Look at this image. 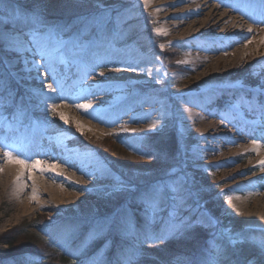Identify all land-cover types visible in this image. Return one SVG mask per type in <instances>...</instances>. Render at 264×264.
<instances>
[{"label":"rangeland","instance_id":"1","mask_svg":"<svg viewBox=\"0 0 264 264\" xmlns=\"http://www.w3.org/2000/svg\"><path fill=\"white\" fill-rule=\"evenodd\" d=\"M30 1L36 3V8L39 7L40 9L43 6H53L54 9L56 7L64 8L58 10V13L55 12L56 15L80 14L74 19L77 22V27L81 26V31L69 33L70 28L66 27L62 38L68 40L76 37L84 44V54L78 61H80V69L89 73L88 78L106 84L117 78L113 72L119 69L120 60L105 55L107 50L124 52L126 49H132L142 56L151 58L156 67L152 74L147 75L148 78L138 80V88L135 89V92H140L148 101H160L166 107V112L165 114L157 112L158 117H152L154 125H156L154 130H146L137 135L131 132L130 123L126 120H121L117 125H107L91 118H84L80 114H75V120H86L88 125L83 127L80 125V128H77V123L72 120L65 124L58 115L52 116L49 109L51 99L41 97L44 89L38 95L32 86L24 84L25 79H21L22 74L14 76L9 74L6 71V65L0 60V76L3 77L4 81L3 95L5 97V105L0 109V112L4 116L10 117L12 110L15 111L8 100L9 93L17 101L20 97H24L25 116L22 118V124L17 123L14 126L30 127L35 125L42 137L55 138L61 136L60 141L66 147H76L79 151L89 152L99 161L96 166L97 174L92 173V175L85 176L82 178L83 184L79 186L64 188L67 195L65 200L49 199L43 196L42 201L32 202L25 212L17 210L13 202H3L0 206V259L7 262L10 257L31 252L33 255L43 257L40 264H60L58 255L67 249V240L65 237L60 239L58 236L52 235L54 227L66 229L67 223L78 217L87 218L89 222L94 218H105L101 214L111 211L119 202H124L129 192L136 191L135 183H142V179L145 177H160L150 186L145 185L148 190L159 185L164 191L165 185H171L174 180L186 182L187 189L183 209L176 215L183 216L184 212L187 211L191 217L201 221L199 226L204 230L209 229V232L213 234L204 249L203 261L216 255V250H222L226 247L225 244L229 245L228 234L235 235L243 232L257 238L264 237V226L254 225L248 221L246 209L236 206V201L233 200V198H241L242 196H239L237 191L230 190L235 186L242 187L251 182L254 188H257L256 185L258 184L260 186L258 189L264 191V166H253L258 162L257 151L243 152L241 150V147L244 148L246 145L242 143L245 134L235 121L230 120L223 113H211L209 115L212 119L224 122L226 125L223 129L213 131L210 136L214 137L219 134L225 138L231 137L233 140L231 144L242 143L241 146L239 144L238 146L235 145L233 149L221 151L225 155L224 157H229L227 165L213 162L220 152L212 150L209 146L212 143L211 139L205 138L203 133H199L196 126L179 127L178 105L182 103L188 109H195L192 101H199L202 96L199 95L201 98L196 96L195 92L199 90L197 86L191 89H181L180 79L184 72L178 69H166L162 64L163 59H165L162 47L165 44L162 41L155 42L154 27L151 28L152 20L145 18L140 7L142 0H119V7L122 12L121 22L114 29V38L106 43L98 39L90 28L84 29L79 23L80 18L87 15L93 7L94 0H10L13 5L23 7H27L26 5ZM8 3L9 0H6V16L10 12L7 7ZM36 16L39 17V15ZM39 19L42 22L39 26L44 29L42 35L46 34L48 27L56 25L49 21L50 18L42 19L39 17ZM132 28L138 30V38L143 42L146 49L142 50L136 42L129 40L128 33ZM24 38L27 39V37ZM153 47L155 49H152ZM183 51L180 48L174 55L173 63L175 65L180 64ZM35 61L41 64L38 59ZM93 68H95L94 72L92 71ZM38 71L41 75L47 72L43 68H39ZM101 72L104 73L103 76L98 75ZM44 77H46L47 83H53L50 75ZM84 79L85 76L83 75L71 89L74 90ZM187 92L193 93L190 95V99L185 98ZM231 103L240 106L236 101ZM242 109V112L246 111L245 107ZM249 116L253 120H257L254 115ZM262 129L261 131L264 133V128ZM169 139L172 141L171 149L166 151ZM126 142H133L130 150L128 149L130 157H126L119 150V147H122ZM14 147V144L9 145L3 151L4 146L1 144L0 154H4L8 149L14 156L23 157L24 151ZM145 152L150 155H143ZM233 166L240 170V178L224 180V175H230ZM257 175L260 176L257 178ZM13 186L20 188L22 183H13ZM165 195L167 199H170L167 208L170 207L169 213L171 215L175 197L169 193H165ZM141 209L145 218L149 220L160 217L164 212L163 209V211L158 210L155 214L151 211L146 212L144 205ZM216 209L219 210L220 216L238 217L240 220L239 223L237 222V226H231L227 222L225 227H217V221L213 214ZM209 217L215 222L214 225L208 223ZM50 221L51 223H49ZM218 239L225 241V243ZM5 240L13 241L12 245L8 246L3 243ZM134 245L141 246L136 241H134ZM198 246V242L177 243L176 249L170 247L168 249L180 250L182 254L178 260L180 262L175 264H192L196 262V258L192 260L189 255H193V252L199 248ZM245 247L247 248V246ZM146 250L150 252L149 249ZM156 250L158 249L152 250L151 253H156ZM160 250L164 249L161 248ZM248 251H254V249L248 248ZM186 253L189 255L185 256Z\"/></svg>","mask_w":264,"mask_h":264},{"label":"bare ground","instance_id":"2","mask_svg":"<svg viewBox=\"0 0 264 264\" xmlns=\"http://www.w3.org/2000/svg\"><path fill=\"white\" fill-rule=\"evenodd\" d=\"M140 7L145 18L152 20L155 42L162 41L165 44L162 47L164 67L184 72L180 79L181 89L197 86L199 90L195 92L196 96H202H199L201 100L192 101L195 109H188L182 103L178 105L179 127L194 125L205 138L211 139L209 146L220 152L213 162L227 165L229 157H224L221 151L245 143L241 150H256L258 162L253 166L262 167L264 133L261 130L264 128V119L254 115L257 120H253L249 116L253 114L246 105L241 106L246 92L257 83H264V4L261 0H142ZM170 45L177 48L169 53L167 48ZM180 48L184 50L182 60L179 65H175L173 57ZM33 52L35 49L21 55L8 52L0 45V60L6 65L9 74H22L24 84L32 86L38 95L44 89L41 97L46 98V77L42 78L38 70H31V61L38 59L41 64L44 61L38 54L33 55ZM105 55L120 60L119 69L113 72L117 78L106 84L86 77L74 90L71 88L85 73L80 69V61L70 59L68 63L62 64L56 60L55 70L62 91L58 89L56 93H48L51 104L58 106V113H64L69 120L82 127L88 123L86 120H75V114L107 125H117L121 120H126L135 135L148 130L154 125L152 117H158L157 112L165 114L166 107L160 101H148L135 89L138 88V80L148 78L147 75L153 73L156 65L151 58L132 49L124 52L107 50ZM25 60L29 63L25 64ZM129 65L136 70L132 71ZM122 67L125 70L121 71ZM41 68L47 71L46 67ZM52 84L57 87L54 81ZM190 95L193 93L187 92L185 98L190 99ZM232 101L238 102L240 106L232 104ZM86 103L93 105L87 113L77 107ZM242 107L246 111L242 112ZM211 113H223L235 121L245 134L244 141L231 144V137L225 138L219 134L210 136L213 131L226 126L224 122L212 119L209 116ZM0 133L3 151L14 144L15 149L24 151L21 158L28 161L27 164H20L0 154V206L3 202H13L17 210L25 212L32 202L42 201L43 196L65 200L67 195L64 188L79 186L83 184L82 178L97 174L99 161L93 154L79 151L76 147H66L60 141L61 136L42 137L35 125L14 126L12 130L5 128ZM253 140L258 142L253 144ZM132 144L126 142L119 150L130 157L128 149ZM36 160L41 163L37 169H33L32 162ZM53 165L56 166L54 169ZM39 168H43V171ZM239 171L233 166L230 175L225 174L223 179L240 178ZM13 183H22V187L17 188ZM242 187L230 188L242 196L233 198L235 205L246 209L248 221L264 226V191L258 189V184L254 188L251 182Z\"/></svg>","mask_w":264,"mask_h":264},{"label":"snow or ice","instance_id":"3","mask_svg":"<svg viewBox=\"0 0 264 264\" xmlns=\"http://www.w3.org/2000/svg\"><path fill=\"white\" fill-rule=\"evenodd\" d=\"M264 4V0H261ZM6 0H0V45L8 52H15L23 54L26 52H33V55H39L44 61V64L31 61V70H38L41 67H46L47 72L42 74L44 76H51V79L55 82L57 87H53L52 83L46 84L48 93H56L58 89L62 91L60 81L57 79V73L55 70V62L59 60L60 63H68L69 60H78L84 54L85 46L81 43L79 38H70L64 40L62 35L64 34L65 25H54L48 27L46 34L42 35L44 31L39 25L41 21L38 16L30 13L28 10L20 7L19 5H13L10 0L7 7L10 9L9 14L5 15ZM122 12L119 7V0H94L93 7L80 18L79 23L84 29L90 28L98 39L103 42H108L114 38V29L121 22ZM264 22V21H262ZM159 31V30H157ZM251 29H249V32ZM24 37H27L25 39ZM29 62L25 60V64ZM132 71L133 68L129 65ZM121 71L125 70L123 67ZM95 71V68L92 69ZM89 73L85 71L84 76L87 77ZM103 76L104 73H98ZM4 81L0 76V109L5 105V97L3 95ZM48 93H45L46 98ZM8 100L11 103V107L15 109L10 114V117L4 116L0 112V132L5 128L12 130L17 123L22 124V118L25 116V99L20 97L17 101L14 96L9 93ZM253 114L258 115L261 119H264V83H257L254 88L248 90L246 95L241 100V106H245ZM57 105L50 104L49 109L52 116H59V119L65 124H68L69 118L64 113H57ZM78 108L83 109L85 113L93 107L92 103L79 104ZM77 128H80V124L77 123ZM156 125L150 126L149 131L154 130ZM258 141L253 140V144ZM7 147V146H5ZM143 155L149 156L150 154L145 152ZM4 156L6 159H15L20 164H27L26 159H22L19 155L14 156L11 151H5ZM40 161L36 160L32 162V168L37 169L40 165ZM264 166V161L261 162ZM53 169L56 167L52 166ZM43 171V168H39ZM131 183V182H130ZM187 184L184 180H174L171 185H165L164 191H161L159 185L146 190L139 195V200L142 205L145 206V211H151L155 214L159 208V204L162 202V197L165 193L174 195L173 206L171 211V217L180 221L178 225H174L171 229L165 230L157 235L147 236L149 240L148 248L150 250L160 249L166 247L171 240L180 239L183 235L196 227L201 221L196 220L193 217L185 218L183 216H177L183 209L184 196L186 194ZM190 195V192L188 193ZM203 215V213H201ZM51 223V221L49 222ZM106 229H115L117 232H123L131 227L130 214L123 210L118 209L112 216L105 217L101 222ZM208 223L214 225L215 222L209 217ZM223 234V233H222ZM227 239L229 241V247L227 250H216V255L210 256L204 260L202 264H264V237L257 238L255 236H249L245 233H237L235 235L228 234ZM247 246V248L245 247ZM248 248L254 249V251H248ZM135 255H147L137 250ZM42 256L33 255L31 252L21 253L19 256L10 257L7 262L0 261V264H40ZM129 264L131 262L129 261Z\"/></svg>","mask_w":264,"mask_h":264},{"label":"trees","instance_id":"4","mask_svg":"<svg viewBox=\"0 0 264 264\" xmlns=\"http://www.w3.org/2000/svg\"><path fill=\"white\" fill-rule=\"evenodd\" d=\"M19 6L28 10L30 13L39 15V17H42V19L50 18L49 21L56 25H65L67 28H70L69 33L81 31V26L77 27V22H75L76 20L74 19L80 14L74 13L56 15L55 12L58 13V10H63L64 8L56 7V9H54L55 7L53 8V6H43L40 9L39 7L36 8V3H31V1L28 2L26 5L27 7H23L21 5ZM68 19L70 20L67 21ZM128 36L129 40L136 42L142 50L146 49L144 48L143 42H141V40L138 38V30L136 28L129 30ZM171 46L167 48L169 53L170 51L177 48L175 45ZM167 55L169 54L167 53ZM171 144L172 141L169 139L166 145V151L169 150ZM158 178L160 177H145L142 179V183H135L136 191L129 192V195H127L128 198L126 197L124 202H119L114 209L101 214L104 217H108L112 216L118 209L127 211L130 214L131 227L126 231L117 232L115 229H106L101 223L104 218H94L89 222L87 218L78 217L74 220H70V223H67L66 229L54 227L52 235H56L60 239L65 237L67 240V249L64 250V252H60L58 255L60 264H129V261L131 264H175L180 262L178 260L182 257V254L180 253V250L173 251L168 248L170 247L172 249H176L175 245L177 243L191 244L194 242L199 243V248L193 252V255H189V253L184 255H189L192 260L196 258V262L192 264H202V255L205 252L204 249L207 247L209 239L213 237V234L209 232V229L204 230L201 226H199V224L193 229L187 231L182 238L171 240L166 247H162L164 250H160V248L156 250V253L154 252L152 254V250L148 248V245L151 242L146 239L147 236L157 235L180 223L179 220L171 217L169 213L170 207L167 208V206L170 204V199H167L165 194L163 195L162 202L159 204L158 208V210H164L160 217L149 220L143 215L144 212L141 209L143 205L139 200V195L140 193L148 190V187L145 185L150 186V184H152ZM184 213L185 214L183 217L189 218L188 216L190 215L187 213V211ZM213 214L217 221V227H225L227 222H229L231 226H237L236 224H238V221L240 220H238V217L235 216H220L218 209H216ZM134 241L139 242L141 246H135ZM219 241L225 243V241L221 239ZM3 243L11 246L13 241L5 240ZM225 245L226 247L222 248L221 251L228 249L229 245ZM146 249H149L150 252H148ZM137 250H139L141 253H146L147 255H135L134 253ZM0 261L3 260L0 259Z\"/></svg>","mask_w":264,"mask_h":264}]
</instances>
